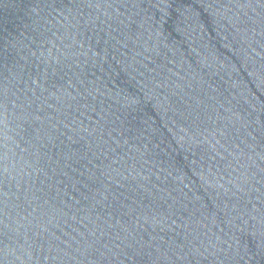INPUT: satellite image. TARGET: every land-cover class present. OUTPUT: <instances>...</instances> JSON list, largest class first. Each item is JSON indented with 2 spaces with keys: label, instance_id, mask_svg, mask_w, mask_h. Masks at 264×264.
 Returning a JSON list of instances; mask_svg holds the SVG:
<instances>
[{
  "label": "water",
  "instance_id": "water-1",
  "mask_svg": "<svg viewBox=\"0 0 264 264\" xmlns=\"http://www.w3.org/2000/svg\"><path fill=\"white\" fill-rule=\"evenodd\" d=\"M0 264H264V0H0Z\"/></svg>",
  "mask_w": 264,
  "mask_h": 264
}]
</instances>
